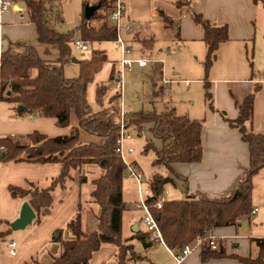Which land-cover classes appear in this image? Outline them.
<instances>
[{"label":"trees","instance_id":"16d2710c","mask_svg":"<svg viewBox=\"0 0 264 264\" xmlns=\"http://www.w3.org/2000/svg\"><path fill=\"white\" fill-rule=\"evenodd\" d=\"M22 2L29 14L31 22L36 25L38 38L41 43L55 45L60 58L56 61L42 58L37 48L25 45L22 51L8 48L0 53V101L9 102L15 106H22L20 115L51 117L59 127L70 125L71 112L74 111L79 125L73 128L69 135L49 137L39 131L27 135L28 144H19L11 137L0 138L1 157L4 161L27 162H58L60 173L47 186H40L34 182L29 188L10 186L9 191L14 197L27 196L30 204L40 218L44 210L54 201V190L59 186L67 188L74 179L73 173L86 164H94L101 168L98 178L93 180L92 198L99 205L98 228L86 232L82 226L81 209L67 223L66 229L72 237L63 238L62 230L57 240L61 243L62 251L53 256L49 263L33 258L28 264H89L94 253L103 244H114L117 257L111 264H129L131 259L139 260L143 256L134 250L132 239L138 238L145 247L155 242L151 232H137L126 238L122 232V216L126 209L123 198V180L126 175V163L116 152L118 138L121 133L122 119L128 130L141 133L148 127L153 140L148 141L145 150L152 149L156 157L154 166H162L169 173L181 177L174 165L177 163H193L202 160V129L203 119L191 118L187 114H179L169 104L158 112L138 111L122 113L121 93L109 96V105L94 112L86 101V89L93 80L103 63L108 60L104 50H92L90 57L80 61V75L68 78L64 74V63L71 56V42L73 33L57 31L52 22L60 21L55 15L52 0H16ZM256 3L264 0H254ZM185 1L178 0L181 6ZM97 6V9L87 18L85 8ZM112 0H83L84 17L78 26L81 40L113 41L117 40V29L109 21V11ZM158 15L165 26L176 30V38L180 39V24L163 11ZM194 21L205 31L206 55L203 61L205 99L211 110H217L213 95L210 91L209 73L216 59L217 50L221 43L229 39L228 26L215 25L202 14L192 11ZM93 19H102L98 27L91 25ZM115 67L111 76L116 77ZM259 86L238 104V115L231 119L224 115V119L233 128L238 129L242 140L248 144L250 163L245 175L235 188L226 196L209 197L204 193H193L184 199L164 200L160 208L156 203L162 199L165 186L174 183L170 175L155 172L147 182L150 194L146 201L157 218L162 238L171 250L182 249L185 245L194 244L203 239L213 229L236 225L240 220L249 219L254 211L252 205L253 179L264 168V134L252 130L251 123L254 116V101ZM108 92L106 84L98 88L99 101ZM80 129L103 138V143L82 142ZM10 229V228H9ZM252 241L257 247L256 255L242 257L228 254L220 244L217 249L209 245H202V260L224 257H234L243 264H264V237H254Z\"/></svg>","mask_w":264,"mask_h":264},{"label":"crops","instance_id":"0c3cea01","mask_svg":"<svg viewBox=\"0 0 264 264\" xmlns=\"http://www.w3.org/2000/svg\"><path fill=\"white\" fill-rule=\"evenodd\" d=\"M177 1L124 0L126 15L123 24L136 22L135 36L131 39L141 48L148 51L161 40L175 41L178 48V62L197 66H203L206 55L205 31L194 21L192 11L202 14L205 19L215 25L226 24L229 39L219 45L216 59L209 73L210 91L217 110H211L206 101L201 114L192 116L189 113L191 118L204 121L202 160L175 164L174 169L181 177L171 172L168 173L162 166L153 165L154 169L151 170L146 182L155 172L170 175L174 183L166 184L162 194L164 200L184 199L197 192L212 198L223 197L235 188L245 175L250 163L248 144L242 140L238 129L231 127L224 119V115L235 119L238 115L237 103L243 102L255 86H259V89L255 96L254 116L250 127L254 132L264 134V3L262 1L256 3L254 0H181L185 2L179 6ZM16 3L22 9L10 8L6 13L0 14V53L8 48L22 51L25 45H33L42 58L58 60L60 58L58 48L39 41L36 25L31 22L25 5L20 1ZM159 11H163L180 24V39L175 36L176 30L165 26L158 15ZM109 78L115 77H111L110 74ZM186 83L189 84V81ZM162 89L166 93V88L162 86ZM18 107L13 106L19 114ZM71 119L70 125H73V128L77 127L78 118ZM60 128L58 134L49 137L69 135L73 130L69 126ZM146 129L151 135L149 128L146 127ZM80 140L103 143L102 138L83 129H80ZM154 143L160 145L158 140H154ZM126 147L131 146L126 145ZM2 154L0 149L1 157ZM129 162L139 167L136 158H131ZM87 165L74 171V179L67 188L58 186L54 190V201L44 210L40 218L36 214L32 223L24 229L13 230L10 223L19 217L23 203L29 202V199L27 196H12L9 187L16 186L26 189L29 188L31 182L47 186L59 175L60 165L58 162L4 161L0 158V264H28L33 258H38L44 263L51 262L53 256L59 255L62 251L61 243L57 240L60 235L59 231L63 229V238L72 237L66 225L79 209H81L83 230L92 232L98 228L100 207L93 200L92 191L93 180L98 178L101 172L97 171L98 169L92 164ZM253 181L252 205L257 212L259 206H264V195H259L258 191H254V187L264 181V168L254 176ZM130 192L128 187L125 188V192L123 191L125 202V197L130 196ZM86 195H88L87 204L84 202ZM138 199L139 195L137 197L136 194L133 200L134 206ZM143 215L142 210H132L126 202V209L122 216L124 237L130 238L139 231L149 232L143 221ZM259 219L261 221L262 217ZM124 221L127 222V228ZM247 229H251L250 218L240 220L236 225L215 228L206 236H214L218 244L225 247L228 254L247 257L253 255V251L257 253V247L256 245L253 247L252 238L259 237L252 231L247 234ZM11 240L17 243L16 255L10 253L9 241ZM200 240L192 244L193 250L182 264H243L234 257L211 259L204 262ZM132 243L134 250L143 258L131 259L129 264L139 261H146L148 264H177L172 250L156 239L149 247H145L138 238L132 239ZM137 243L141 245L145 254L141 250H136ZM117 252L118 249L114 244H103L94 253L89 264L114 263Z\"/></svg>","mask_w":264,"mask_h":264},{"label":"rangeland","instance_id":"374dc122","mask_svg":"<svg viewBox=\"0 0 264 264\" xmlns=\"http://www.w3.org/2000/svg\"><path fill=\"white\" fill-rule=\"evenodd\" d=\"M94 2L95 0H90L91 4ZM52 4L54 17L55 15L61 17L60 21L54 19L52 22L53 27L61 33L72 32L74 36L70 44V59L64 63V74L66 77L73 78L80 75V61L90 57L92 50H104L107 53L108 60L103 63L102 69L95 74L93 80L88 83L86 89V101L94 112L103 107H107L109 105V96L117 92L121 93V109L123 114L152 110L162 112L165 104L172 105L179 114H187L188 116L189 113L194 116V114H201L203 112L206 105L205 89L202 81L204 76L203 66L189 63L182 64L183 62L180 64L177 58L178 48L175 41L161 40L159 44L154 45L153 49L147 51L138 46L136 42H132L131 38L135 36V31L129 32L122 30L121 37L124 39L125 45L129 48L131 47L132 50L129 57L134 60L140 58L149 60L144 67H138L136 65L133 71L124 70L120 65L122 53L116 40L103 42L85 41L89 46L85 51L75 47L74 42L76 40H81L78 26L81 24L84 17L83 0H52ZM102 22V19H93L90 24L98 27ZM160 49L162 51H160ZM250 61L251 59L249 58V62ZM113 67H115L116 76L119 74L122 76V87L119 90L115 89L112 83L115 78H109L113 71ZM164 78L170 80V83L166 86V93L163 92L162 89V81ZM186 81H189V84H187ZM104 83L108 87V92L103 96L102 100L99 101L97 94L98 88ZM13 106L15 105L9 102H0V138L11 137L17 143L24 142V144H28L29 139L27 138V134L34 131H39L51 136L53 134H58L61 130L54 118L38 115L34 116L29 113L19 115ZM71 118V120L77 119L74 112H72ZM69 128L72 129L73 125H69ZM130 133L132 138L126 141L125 145L133 147L134 150L132 153L126 151L125 160L129 162L131 158H136L139 163L140 170L144 175L141 193L146 197L150 194L146 181L151 174V170L154 169L153 160L156 155L152 149L146 151L144 146L148 141H152L153 138L146 128H144L141 133L135 130L130 131ZM92 165L98 169L97 171L102 172L101 168L94 164ZM127 187L131 191L130 196L127 197L126 195L125 197L128 206L132 210H139L137 205L134 206L135 202L133 201L134 196L137 194L138 197L140 193L139 186L132 177L125 175L123 180L124 192ZM255 190L258 191L259 195H264L262 194L264 193V181L258 183V185L254 187V191ZM86 196L84 202L87 204L88 195ZM259 217H262L261 221ZM250 223L252 230L247 229L246 233L250 234L252 231L259 237H264V206H259L258 211L252 213ZM124 224L127 228L126 221H124ZM252 237H254V235H252ZM253 247H255V243H253ZM136 250H141L142 253L145 254L139 243H137ZM254 255H256L255 251H253V256ZM134 264L148 263L146 261H139Z\"/></svg>","mask_w":264,"mask_h":264},{"label":"built area","instance_id":"2783aa9c","mask_svg":"<svg viewBox=\"0 0 264 264\" xmlns=\"http://www.w3.org/2000/svg\"><path fill=\"white\" fill-rule=\"evenodd\" d=\"M14 3H16L15 0H0V14L6 13L8 9L13 8ZM112 8L109 11V21L112 25H114L117 29V43L120 47L122 57L120 60V65L124 70L133 71L134 67L137 65L139 67H144L147 65L149 60L147 59H138L134 60L129 57V54L131 53V48L127 47L125 45L124 39L121 37V31L127 30L129 32H133L136 29V22L131 21L129 24L124 25L123 20L126 15V4L124 0H112ZM75 47L80 50H87L89 48L88 44L83 40H76ZM114 88L119 90L122 87V76L119 74L115 77L114 82ZM163 87L166 88V86L170 83V80L167 78H164L163 81ZM132 138L130 130H128L125 126V121L122 119L121 123V133L118 138V147L116 149V152L122 157L123 161L126 163V175L132 177L139 186V201L137 202V208L142 209L144 212L143 215V221L146 225V228L149 232L152 233V236L157 241H160L165 244L162 234L160 231V228L158 226L157 218L154 215L153 211L151 210V207L146 201V197L141 193L142 187H143V178L144 175L141 172L140 168L131 162H128L125 160V153L128 150L129 152L133 151L132 147L127 148L125 143L126 141L130 140ZM1 158V156H0ZM164 199L159 200L155 205L157 208H160L162 206V202ZM256 209L253 211L255 212ZM201 244L209 245L212 249H217L219 247L218 241L215 239L214 236H206L203 239L200 240ZM10 246V253L12 255H16L18 252L17 243L14 240L9 241ZM193 250L192 244L185 245L182 249H179L177 251L172 250L173 255L176 259L177 264H182V262L188 257Z\"/></svg>","mask_w":264,"mask_h":264},{"label":"water","instance_id":"95a60500","mask_svg":"<svg viewBox=\"0 0 264 264\" xmlns=\"http://www.w3.org/2000/svg\"><path fill=\"white\" fill-rule=\"evenodd\" d=\"M13 8L16 10L22 9L21 7L17 5V3H14ZM96 9H97V6H93V5L87 6L85 9L86 17L90 18ZM22 110H23V107L19 106L18 111L20 112ZM2 157H4V153L2 154ZM35 217H36V213L34 209L29 204V202L26 201L23 203L19 217L10 223V227L13 230L24 229L26 226L32 223Z\"/></svg>","mask_w":264,"mask_h":264}]
</instances>
